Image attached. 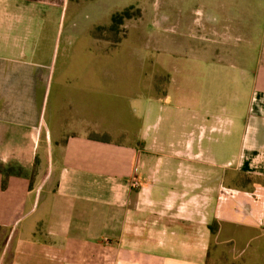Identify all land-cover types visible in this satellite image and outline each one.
<instances>
[{
  "label": "crops",
  "instance_id": "obj_1",
  "mask_svg": "<svg viewBox=\"0 0 264 264\" xmlns=\"http://www.w3.org/2000/svg\"><path fill=\"white\" fill-rule=\"evenodd\" d=\"M191 1L188 72L103 0H0V264H264V0Z\"/></svg>",
  "mask_w": 264,
  "mask_h": 264
},
{
  "label": "rangeland",
  "instance_id": "obj_2",
  "mask_svg": "<svg viewBox=\"0 0 264 264\" xmlns=\"http://www.w3.org/2000/svg\"><path fill=\"white\" fill-rule=\"evenodd\" d=\"M103 1V21H111L112 18H109L106 14V10L108 9L106 5L108 3L105 0ZM109 3H117L119 4V7L123 4L131 7L123 12H121V10L120 12L124 13L123 16L119 17V20L115 23L110 22L109 27L103 29L104 32H111L114 37L121 36V26L128 23L130 32L129 36L132 37L130 40L134 41L136 45L138 42L147 39H149L150 43L155 46L161 41H167L171 46H174L175 42L182 43V48L177 50L172 48V50L182 54L181 57L183 58L184 65L182 64L181 67L183 70L189 72L192 68L190 59L191 22L197 16V10L200 9V6L197 3L191 0H112ZM178 18H180L182 23H178ZM143 37L144 39H142ZM150 54L153 60L160 56L164 58L166 57L161 51H157L155 48H152ZM227 61L233 63L232 65L229 63L223 64L230 73L238 70V59L233 58ZM157 70L158 67L153 63L150 66V71L156 73ZM202 72L206 75L210 74L213 76V74L210 73V70H204V67L200 66V73ZM186 75L189 76L187 73ZM195 81L200 84V89L206 87L207 83H210V81L207 82L203 80L201 75L200 77L198 76ZM211 83L215 90H228L230 86H233L234 82H229L230 86L228 83L221 80H213ZM235 83L237 84L238 82ZM215 104L216 103H213L212 107L210 106L213 113L217 115L221 121L224 120V118L226 119V114L220 110L221 106L219 107L218 104ZM206 155L205 152V158L207 157ZM222 162V158H216L215 166L217 167L218 165H221ZM208 163L211 164V162Z\"/></svg>",
  "mask_w": 264,
  "mask_h": 264
},
{
  "label": "trees",
  "instance_id": "obj_3",
  "mask_svg": "<svg viewBox=\"0 0 264 264\" xmlns=\"http://www.w3.org/2000/svg\"><path fill=\"white\" fill-rule=\"evenodd\" d=\"M123 14H124V13H121V12H120V13H117V14H114V15L112 16L111 22H112V23L117 22V20H119V17H122Z\"/></svg>",
  "mask_w": 264,
  "mask_h": 264
}]
</instances>
